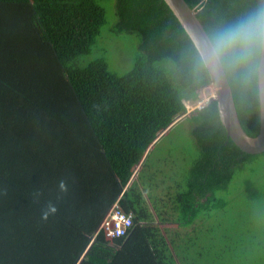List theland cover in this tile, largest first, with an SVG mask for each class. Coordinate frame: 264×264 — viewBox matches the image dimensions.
<instances>
[{"label": "trees", "instance_id": "obj_1", "mask_svg": "<svg viewBox=\"0 0 264 264\" xmlns=\"http://www.w3.org/2000/svg\"><path fill=\"white\" fill-rule=\"evenodd\" d=\"M183 1L208 37L264 7ZM0 12L24 19L32 44L15 39L8 18L0 21V93L13 105L10 116L0 112V264H264V153L231 141L215 100L188 119L198 151L186 155L182 181L162 172L166 162L149 168L154 150L184 124L177 121L186 102L212 81L164 0H0ZM104 34L137 39L125 73L110 72L103 57L84 63ZM259 64L248 79L226 74L251 137L260 129ZM30 109L43 112L45 128L53 116L62 139L53 149H34L7 127H27ZM49 201L58 211L45 222ZM116 201L134 221L122 240L98 232ZM166 223L182 235L162 230ZM135 235L143 251L131 248Z\"/></svg>", "mask_w": 264, "mask_h": 264}, {"label": "rangeland", "instance_id": "obj_2", "mask_svg": "<svg viewBox=\"0 0 264 264\" xmlns=\"http://www.w3.org/2000/svg\"><path fill=\"white\" fill-rule=\"evenodd\" d=\"M3 13L4 12H0V21L8 18V16H3ZM9 15L11 16L8 18L7 22L9 23L7 24L10 25L7 27L13 30L15 39L20 44L24 45L30 43V45H32L27 36L28 26L24 25L22 22L24 19L20 18L18 14ZM13 22H15V24L11 25V23ZM106 35L104 34L102 37H99L98 41L93 47L92 53L85 57L84 63H88L94 59L103 57L107 61L110 72L119 75L123 74L126 72L127 69L131 67L134 58L137 55V39L135 37H130L127 35H112V37H106ZM214 97L215 88L214 85H210L203 89H200L199 99L197 101L186 102V107L188 111L186 115L182 116L177 121L179 123L184 124L175 127L171 134L164 138L160 145L157 147V149L154 150L150 158V169H160L159 167L163 165L162 163H160V161L166 162L167 165L162 168L164 170H162V172L165 175H168L170 180H172L171 178L175 173L178 174L177 181L182 178V176H180L179 169L183 170V173H185L184 171H186L187 166L190 165V163L186 161V155H189V153H192L194 155L198 151L194 144L192 134L190 133L191 125L188 122V119L190 116L196 113L197 109L204 108ZM42 117L43 112H40L36 118L40 122L39 124H41ZM166 133L168 132H164L162 135ZM152 149L153 148H151V150ZM189 157L191 156L189 155ZM162 177L163 176L161 175V178ZM181 181L182 179L179 182ZM168 184L169 183H167V185ZM170 185H172V188L175 189L176 185H174L173 183L169 184V186ZM156 222H158V220ZM160 227L164 231L165 229H170L171 231L178 230L182 235V230L178 228L176 224H160ZM129 236L122 237L119 239H126ZM137 238H139V236L135 235V237L132 239L131 248L137 249V246H139V249L143 251V242L140 239L138 240ZM119 248H121V245L119 246ZM126 264H134V262H127Z\"/></svg>", "mask_w": 264, "mask_h": 264}, {"label": "clouds", "instance_id": "obj_3", "mask_svg": "<svg viewBox=\"0 0 264 264\" xmlns=\"http://www.w3.org/2000/svg\"><path fill=\"white\" fill-rule=\"evenodd\" d=\"M199 55L211 70L242 79L254 76L264 57V7L216 30ZM58 191H68L64 180L58 182ZM57 211V206L49 201L42 209L41 220L46 222Z\"/></svg>", "mask_w": 264, "mask_h": 264}, {"label": "water", "instance_id": "obj_4", "mask_svg": "<svg viewBox=\"0 0 264 264\" xmlns=\"http://www.w3.org/2000/svg\"><path fill=\"white\" fill-rule=\"evenodd\" d=\"M164 1L200 52L202 47H206L208 35L196 13L183 0ZM207 68L212 80L211 85L215 88V97L212 100L218 104L221 124L227 136L242 151L250 154L264 153V57L260 59L258 68L260 129L255 137L249 136L240 125L226 74L211 70L208 66Z\"/></svg>", "mask_w": 264, "mask_h": 264}, {"label": "crops", "instance_id": "obj_5", "mask_svg": "<svg viewBox=\"0 0 264 264\" xmlns=\"http://www.w3.org/2000/svg\"><path fill=\"white\" fill-rule=\"evenodd\" d=\"M54 69L57 70V66L53 65ZM11 98L7 99V93L1 94L0 93V112L4 111L7 112V117L10 116L13 112H11L12 106L10 103ZM33 111L32 114H34V120H30V122L27 124V127L25 126V128H18L17 125L15 124V122H13L11 120V123L9 122V124L7 123V127L14 133L16 134L19 138H23L31 147H33L34 149L37 148H43V149H53L54 145H56L57 142H61V136L58 133V128L55 127L56 123L55 120L51 119V117H53L49 112L47 115L48 121V128H45V116L43 114V117L41 118V124H39L40 122L36 119L37 115L42 112H35L34 109H30ZM14 115L19 116L20 112L14 113ZM81 147V145L79 146ZM82 148V147H81ZM87 154L89 155L90 153L87 152ZM89 158H91V160H93L94 156L93 154L91 156H89ZM134 264H153L151 262H147L145 263L144 261L142 262H134Z\"/></svg>", "mask_w": 264, "mask_h": 264}, {"label": "built area", "instance_id": "obj_6", "mask_svg": "<svg viewBox=\"0 0 264 264\" xmlns=\"http://www.w3.org/2000/svg\"><path fill=\"white\" fill-rule=\"evenodd\" d=\"M133 226L132 214L123 210L116 201L106 213L98 232H102L107 239L115 240L127 237Z\"/></svg>", "mask_w": 264, "mask_h": 264}]
</instances>
